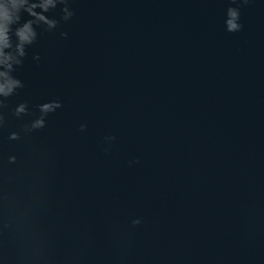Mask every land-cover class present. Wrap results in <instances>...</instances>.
Masks as SVG:
<instances>
[{"label": "water", "instance_id": "water-1", "mask_svg": "<svg viewBox=\"0 0 264 264\" xmlns=\"http://www.w3.org/2000/svg\"><path fill=\"white\" fill-rule=\"evenodd\" d=\"M43 14L0 95V264H264V0Z\"/></svg>", "mask_w": 264, "mask_h": 264}, {"label": "clouds", "instance_id": "clouds-1", "mask_svg": "<svg viewBox=\"0 0 264 264\" xmlns=\"http://www.w3.org/2000/svg\"><path fill=\"white\" fill-rule=\"evenodd\" d=\"M58 2L66 3V0H0V95H8L15 87L20 86V81L10 75L12 65L13 63H20L18 57L24 55V45L30 44L35 39L36 32L32 26L34 23L44 22L49 28L55 26L56 21L48 19L43 13L50 8H54ZM37 8L41 11H35ZM22 11L27 12L34 19L19 24ZM64 13L65 20L72 16V12L69 11L67 6L64 8ZM228 17V30L239 31L242 25L237 22L239 19L238 11L230 8ZM14 24H18L14 32L17 38L15 55L12 52L5 51V49L12 47L9 33L12 31V25ZM52 107L53 105H43L42 111H48ZM19 110L22 111L23 107L21 106ZM42 124V120H37L33 126L38 127Z\"/></svg>", "mask_w": 264, "mask_h": 264}]
</instances>
